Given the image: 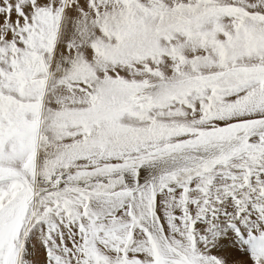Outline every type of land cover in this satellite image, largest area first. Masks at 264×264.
Masks as SVG:
<instances>
[{"label":"snow or ice","instance_id":"6c2138e0","mask_svg":"<svg viewBox=\"0 0 264 264\" xmlns=\"http://www.w3.org/2000/svg\"><path fill=\"white\" fill-rule=\"evenodd\" d=\"M0 264H264V0H0Z\"/></svg>","mask_w":264,"mask_h":264},{"label":"bare ground","instance_id":"6f19581e","mask_svg":"<svg viewBox=\"0 0 264 264\" xmlns=\"http://www.w3.org/2000/svg\"><path fill=\"white\" fill-rule=\"evenodd\" d=\"M223 254L228 255L232 260L245 259L237 249L231 247L227 248Z\"/></svg>","mask_w":264,"mask_h":264},{"label":"rangeland","instance_id":"374dc122","mask_svg":"<svg viewBox=\"0 0 264 264\" xmlns=\"http://www.w3.org/2000/svg\"><path fill=\"white\" fill-rule=\"evenodd\" d=\"M245 259H247L246 255H242ZM35 258L37 259H42L43 258V250L41 248H37L36 253H35ZM234 260V259H233Z\"/></svg>","mask_w":264,"mask_h":264}]
</instances>
